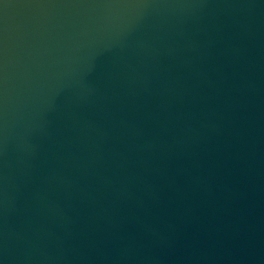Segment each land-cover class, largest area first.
I'll use <instances>...</instances> for the list:
<instances>
[{
  "label": "water",
  "instance_id": "95a60500",
  "mask_svg": "<svg viewBox=\"0 0 264 264\" xmlns=\"http://www.w3.org/2000/svg\"><path fill=\"white\" fill-rule=\"evenodd\" d=\"M0 264H264V0H0Z\"/></svg>",
  "mask_w": 264,
  "mask_h": 264
}]
</instances>
